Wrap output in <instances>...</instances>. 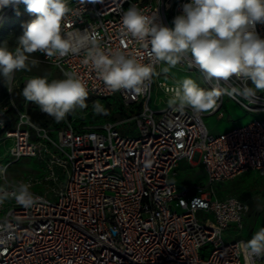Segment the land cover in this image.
I'll list each match as a JSON object with an SVG mask.
<instances>
[{
  "label": "built area",
  "instance_id": "built-area-1",
  "mask_svg": "<svg viewBox=\"0 0 264 264\" xmlns=\"http://www.w3.org/2000/svg\"><path fill=\"white\" fill-rule=\"evenodd\" d=\"M190 2L69 0L75 14H69L62 31L95 34L105 50L139 55L143 49L120 33L123 11L135 5L171 28L167 16L182 15L183 5ZM15 8L0 11V30ZM256 31L264 39V24H257ZM34 54L62 74L76 72L86 82L88 96H118L126 107L141 109L132 117L135 133H124L116 123L80 124L70 114L60 125L40 126L27 110L0 108V142H14L10 157L35 158L46 172L42 178L14 180L31 183L43 198L38 205L25 208L9 199L0 206V221L7 218L11 224L7 236H0L6 239L0 244V264H246L238 247L244 240L230 241L227 232L242 231L250 205L220 196L218 188L249 172L264 178V117L214 136L204 123L205 113L170 106L152 110L161 64L155 65L146 91L135 94L111 91L83 64V54L60 59ZM230 84L209 114L223 117L226 98L264 114V91L245 97L236 90L240 81L233 78ZM159 85L171 96L166 89L172 85ZM181 162L202 166L206 183L181 190L171 182ZM10 165L0 164L6 176ZM254 264H264V258Z\"/></svg>",
  "mask_w": 264,
  "mask_h": 264
},
{
  "label": "clouds",
  "instance_id": "clouds-1",
  "mask_svg": "<svg viewBox=\"0 0 264 264\" xmlns=\"http://www.w3.org/2000/svg\"><path fill=\"white\" fill-rule=\"evenodd\" d=\"M20 4L36 19L22 26L23 34L14 50L0 47V76L6 80L15 71H30L31 54L40 52L49 59L83 54V64L90 66L113 92L143 94L147 82L156 75V64L165 65L163 73L178 64L198 67L205 80L211 82L210 88L185 77L166 89L171 93L170 107L177 111L191 109L194 114L215 109L221 96L231 90L233 78L241 82L236 90L245 97L264 91V39L256 31L257 24H264V0H191L183 5V14L174 18L173 28L156 23L155 14L146 15L131 5L120 17V33L143 49L139 55L105 50L95 34L62 31L69 14H75L68 6L69 0H0V11ZM30 63L36 66L39 61L32 59ZM63 77L49 81L46 76H34L22 89L27 101L37 104L57 123L75 108H86L89 95L86 82L76 72L65 71ZM249 81L254 87L248 86ZM93 110L98 114L104 111L99 101L93 103ZM0 178V206L9 199L25 208L42 201L31 190V183L10 181L4 170H0ZM10 228L7 218L0 221V236L6 237ZM5 242L0 238V244ZM238 247L246 264L264 258V227L251 239L239 242Z\"/></svg>",
  "mask_w": 264,
  "mask_h": 264
},
{
  "label": "rangeland",
  "instance_id": "rangeland-1",
  "mask_svg": "<svg viewBox=\"0 0 264 264\" xmlns=\"http://www.w3.org/2000/svg\"><path fill=\"white\" fill-rule=\"evenodd\" d=\"M36 19L35 14L26 11V6L21 4L16 7L8 19L5 21L1 29L8 26H14V29L6 35L4 42L0 43V47L6 46L9 50H14L17 46V39L23 34V25ZM36 59L39 63L32 66L30 61ZM28 70L15 71L10 80H6L0 76V108L16 106L19 109L27 110L30 117L39 123L45 125H60L52 117L41 111L39 106L33 102L27 101L22 95V89L26 81L34 76H46L49 81L53 79H62L63 74L53 66L44 64L33 53L30 56ZM161 64L160 73L154 79L151 108L158 112L167 107L169 95H167L160 87V82H166L173 85L175 81L190 77L202 88H210L209 83L205 80L201 72L194 68L179 67L172 68L169 73H163ZM251 86V82L249 83ZM99 101L104 111L96 113L93 110V103ZM87 107L75 112L73 117H81L88 119L91 123L104 124L107 122L116 123L124 133L132 131L135 133V125L132 120L133 115L140 112V106L134 108L126 107L121 99L116 96L107 100H99L97 98H87ZM221 112L224 114H209L206 112L204 123L209 132L214 136L224 134L234 128L248 125L256 118H263L264 114L251 113L240 104L234 103L229 99H225ZM14 146L12 140L0 142V164L11 163L7 171V178L10 181L23 177L42 178L45 175V169L42 163L35 158H21L13 160L10 155V149ZM177 175L172 176L171 182L175 183L181 190L196 185L206 183L207 177L202 166L192 167L187 162H181L176 170ZM0 183H3L0 181ZM219 193L226 196H237L244 199H250V208L246 215L245 231L243 237L245 240L251 239L252 235L260 228L264 227V201L256 196L257 193L264 190V182H256L252 175H245L234 179L227 183L219 185Z\"/></svg>",
  "mask_w": 264,
  "mask_h": 264
},
{
  "label": "crops",
  "instance_id": "crops-1",
  "mask_svg": "<svg viewBox=\"0 0 264 264\" xmlns=\"http://www.w3.org/2000/svg\"><path fill=\"white\" fill-rule=\"evenodd\" d=\"M245 175H252V176L255 178V183L258 182V181H260V182H264V178H262L257 172H249V173L243 174V175H241V176H239V177H237V178H240V177L245 176ZM237 178H236V179H237ZM263 193H264V190L256 194V196L259 197L262 201H263V199H262V195H263ZM219 194H220V196H222V197H228V196H226V195H224V194H221V193H219ZM235 197H237V196H235ZM237 198H239V199H241V200H243V201L249 203V205H250V199H244V198H241V197H237ZM245 221H246V217H245V219H244V227H243L242 231L236 233V232H235L234 230H232V229L228 230V232H227V238H228L230 241H232V240H244V241H247V240H245V238L242 236V235H243V232L245 231Z\"/></svg>",
  "mask_w": 264,
  "mask_h": 264
},
{
  "label": "trees",
  "instance_id": "trees-1",
  "mask_svg": "<svg viewBox=\"0 0 264 264\" xmlns=\"http://www.w3.org/2000/svg\"><path fill=\"white\" fill-rule=\"evenodd\" d=\"M167 20H168V22H169V24H170V26H171V28H173L174 27V24H173V16L171 15V14H169L168 16H167ZM14 29V26H8V27H4L3 29H1L0 30V43H2V42H4V40H5V38H6V35L9 33V32H11L12 30ZM89 98H94V97H90V96H88ZM105 100H107V99H105ZM78 110V107L77 108H75L74 109V111L73 112H71L70 113V118H75V117H73L74 116V114H75V112ZM32 119V118H31ZM33 120V119H32ZM36 124H38V125H40V126H47V125H45V123H39V122H37L36 120H35V118H34V120H33ZM77 121H78V123H82V124H87V123H91L88 119H85V118H81V117H77Z\"/></svg>",
  "mask_w": 264,
  "mask_h": 264
}]
</instances>
